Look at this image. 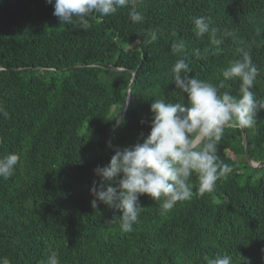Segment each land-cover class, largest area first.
<instances>
[{"label": "trees", "instance_id": "1", "mask_svg": "<svg viewBox=\"0 0 264 264\" xmlns=\"http://www.w3.org/2000/svg\"><path fill=\"white\" fill-rule=\"evenodd\" d=\"M138 3L142 23L126 7L93 13L85 31L61 24L46 0H0V104L9 113L0 117V156L20 157L13 176L0 178V257L10 264H44L49 250L59 264H207L205 256L217 255L264 264V166L247 163L243 139L244 132L251 161H264V111L252 128L225 129L217 155L233 170L214 191L200 196L194 188L165 215L141 196L144 209L128 233L120 212L92 207L94 170L142 143L152 102L187 107L170 76L174 42L184 43L191 75L213 84L244 42L260 69L253 92L264 99V0ZM201 16L218 37L233 33L218 54L207 34L195 35L192 19ZM228 83L237 95L239 82Z\"/></svg>", "mask_w": 264, "mask_h": 264}, {"label": "clouds", "instance_id": "2", "mask_svg": "<svg viewBox=\"0 0 264 264\" xmlns=\"http://www.w3.org/2000/svg\"><path fill=\"white\" fill-rule=\"evenodd\" d=\"M54 8L53 15L61 24H77L88 30L93 13L99 18L112 15L121 8H130L133 23H142L144 16L137 10L138 0H46ZM197 38L206 34L216 46V53L223 43L225 32L217 36L207 17L192 19ZM156 40V31L151 33ZM238 58L231 60L222 70L218 84L197 79L191 75L183 42H174L171 53L177 59L170 69L172 83L179 93L186 94L187 107L180 102L156 99L150 106L152 116L150 132L142 143L138 142L122 151H116L110 162L97 167L94 175L100 178L90 189L94 196L92 207L102 203L118 211L122 232L133 231L143 207L141 196L159 203L160 215L167 214L178 202L190 199L196 193L203 196L214 191L217 181L232 172L217 155V146L226 128H252L257 114L264 111V99L258 100L253 88L260 69L253 63L248 45L240 42L236 49ZM200 56L199 50L196 52ZM229 81L239 82L238 94H231ZM0 117L7 119L8 111L0 104ZM143 123V121H141ZM20 160L16 153L0 156V178L13 176ZM195 177L196 183L191 182ZM207 264H233L231 255L204 257ZM0 264H10L0 257ZM44 264H59L56 252L49 250Z\"/></svg>", "mask_w": 264, "mask_h": 264}, {"label": "water", "instance_id": "3", "mask_svg": "<svg viewBox=\"0 0 264 264\" xmlns=\"http://www.w3.org/2000/svg\"><path fill=\"white\" fill-rule=\"evenodd\" d=\"M109 69H116V68H113V67H107ZM134 78H135V75L133 74V77H132V80H131V83L129 85V89L127 91V95H126V98H125V101H124V105L118 115V118H117V121H116V125H115V128L117 127V125L120 123V120L123 116V113H124V110L127 106V103H128V99H129V92H130V87H131V84L132 82L134 81ZM111 139V137H109V140ZM243 139H244V145H245V157H246V160H247V163L249 165H251L253 168H258V167H261V166H264V161L262 162H258V163H255L253 161H251L250 159V156H249V151H248V146H247V138H246V135L245 133L243 132ZM114 148H117V147H114Z\"/></svg>", "mask_w": 264, "mask_h": 264}]
</instances>
